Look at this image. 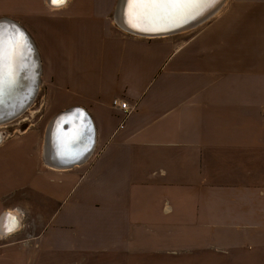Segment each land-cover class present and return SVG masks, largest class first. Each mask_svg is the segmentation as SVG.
Returning <instances> with one entry per match:
<instances>
[{"label": "crops", "instance_id": "1", "mask_svg": "<svg viewBox=\"0 0 264 264\" xmlns=\"http://www.w3.org/2000/svg\"><path fill=\"white\" fill-rule=\"evenodd\" d=\"M117 2L0 0L36 46L52 112L0 140V217L19 222L0 232L1 263L264 264V0L156 37L116 28ZM72 106L94 147L59 169L45 132Z\"/></svg>", "mask_w": 264, "mask_h": 264}, {"label": "water", "instance_id": "2", "mask_svg": "<svg viewBox=\"0 0 264 264\" xmlns=\"http://www.w3.org/2000/svg\"><path fill=\"white\" fill-rule=\"evenodd\" d=\"M210 1L211 0H208L207 3L196 8V1L180 0L182 7L178 9L168 8L165 14L170 13L169 9H171L173 15H182L183 18L181 23H179L176 17L171 18L173 15H165L172 19L166 21L167 25L140 29L134 26V20L139 17L141 21V19H144L143 17L146 16L147 12L145 14L140 12L141 7L147 11L145 4L146 0H118L114 19L119 27H121V25L130 27V29L136 33L135 35L145 37L163 36L164 34L172 35L196 27L202 21L212 16L222 5V1H213L209 3ZM157 2H160V0H156L155 3ZM166 2H171V0H166ZM214 2L216 3L214 4ZM184 6L188 8L184 9ZM211 7H213V9L205 14L206 10ZM155 9L157 8L153 10ZM131 23H133V25H131ZM0 32L3 33L4 38L3 63L0 65V118H2L0 122H4L10 120L12 117L15 118L20 115L18 112L15 113L16 111L14 110L16 109L17 99L20 97L19 95L22 91L21 88L16 91V86L18 87L19 85L17 80L20 77L23 79V70L29 67L31 62V64H33L30 54L33 53V59H36L37 52H35V50L34 52L29 51L33 46L35 47L32 39L26 34L22 27L18 26L12 20L5 18L0 19ZM36 60H38L36 61V64H38L36 68L38 77L35 75L30 77L32 80L30 85H32L34 90L38 87L39 76L41 74V66L38 57ZM9 79L12 81L10 84H8ZM25 87H27V85L23 87V90ZM47 126L48 130L45 132L46 138L43 157L48 165L57 168L71 167L74 164L85 161L92 153L94 147V141L92 139L93 134L95 137L94 125L90 115L84 108L80 106L69 107L53 117L50 124ZM8 221L12 222L13 226L17 225L15 226L16 228L9 231V227L5 226V223H8ZM18 227L19 222L15 214L5 212L1 215L0 232L2 234L10 233Z\"/></svg>", "mask_w": 264, "mask_h": 264}, {"label": "bare ground", "instance_id": "3", "mask_svg": "<svg viewBox=\"0 0 264 264\" xmlns=\"http://www.w3.org/2000/svg\"><path fill=\"white\" fill-rule=\"evenodd\" d=\"M193 1H196L197 2V5H196V8L198 7V6H201L202 4H205V3H207V1L208 0H193ZM213 1H222V3H223V1L224 0H211L209 3H212ZM63 2H64V0H63ZM156 2V0H152V1H147L146 0V10L147 11H145L144 9H142L143 7H141L140 8V12L142 13V14H145L146 12H147V14H146V16H144L143 18L144 19H141V21L139 20L140 18L139 17H137L136 19L135 18H133V19H135L134 20V22H135V24H134V26L135 27H139L140 29H146V28H155V27H161V26H164V25H167L166 23V21H168V20H172V19H170V17H166L165 15H168V16H171V15H173V12L171 11V9H169L170 10V13H168V14H165V11L167 10V9H155V10H153L154 8L153 7H151L150 5H152V4H154ZM216 2H214V4L216 3ZM208 3V4H209ZM59 4H62V3H58V4H56V5H59ZM213 4V5H214ZM143 6H144V4H143ZM185 8H188V7H186V6H184V9ZM213 9V7H211V8H209L208 10H206V12H205V14H207V13H209L211 10ZM216 14V13H215ZM174 17H176V19H178V21H179V23H181V20H182V15H173V17H171V18H174ZM10 20V19H9ZM13 22H15L14 20H12ZM133 22V23H134ZM18 26H20L19 25V23H17V22H15ZM133 23H131V25H133ZM196 23V22H195ZM195 23H193V24H195ZM159 24V25H158ZM20 27H22V26H20ZM122 27V28H121ZM121 29L123 30V31H126V32H128V33H133V34H136V33H134L133 31H132V29H130V27H127V26H122L121 25ZM132 27V26H131ZM23 28V27H22ZM188 28V27H187ZM24 29V28H23ZM25 30V29H24ZM184 30V29H183ZM25 32H26V30H25ZM26 34L30 37V35L26 32ZM165 35H167V34H164L163 36H165ZM31 38V37H30ZM32 39V38H31ZM33 41V40H32ZM34 43V42H33ZM34 50H35V52H37V57H38V59H39V61H40V58H39V54H38V51H37V49H36V46L34 47H32L31 49H29V51H32V52H34ZM33 53L32 54H30V57H31V59H32V61H33V64H31L32 62H31V59H30V65H29V67H27L26 69H24L23 70V74H24V76H23V79H21V77L17 80V82L19 83V85H18V87L16 86V91L17 90H20V88L22 89V91L20 92V97L17 99V105H16V109H14L15 111V113H22V112H24L26 109H28L29 107H30V105L32 104V102H33V100H34V98H35V96H36V94H37V91H38V89H39V83H38V87H37V89L36 90H34L33 88H32V85H30L31 84V82H32V80L30 79V77H32V76H36V77H38V73H37V71H36V68L38 67V64H36V61H38V60H36L37 59V57H36V59L34 58L33 59ZM37 73V74H36ZM41 76V75H40ZM40 76H39V79H40ZM16 79V78H15ZM14 79V80H15ZM9 82H8V84H10V83H12V81L9 79L8 80ZM16 81V80H15ZM25 85H27V87H25L24 88V90H23V87L25 86ZM74 107V106H73ZM81 107V106H80ZM83 108V107H82ZM10 112H12V111H10ZM14 113V114H15ZM58 113H56V115H57ZM55 115V116H56ZM6 116H8V115H6ZM5 116V117H6ZM54 116V117H55ZM12 118H14V117H12ZM12 118H10V120L12 119ZM53 119V118H52ZM2 120V118H0V121ZM9 121V120H8ZM50 122H51V120L49 121V123H48V125L50 124ZM0 123H2V122H0ZM48 130V126H47V129H46V131ZM95 132V131H94ZM93 132V133H94ZM3 138V133L1 132V130H0V140ZM93 141H95V137H94V134H93ZM60 169V168H59ZM18 221V220H17ZM16 224V223H15ZM5 226L6 227H9V231L10 230H12V229H14V228H16L15 226H17V225H15V226H13L12 225V222H10V221H8V225L5 223Z\"/></svg>", "mask_w": 264, "mask_h": 264}, {"label": "rangeland", "instance_id": "4", "mask_svg": "<svg viewBox=\"0 0 264 264\" xmlns=\"http://www.w3.org/2000/svg\"><path fill=\"white\" fill-rule=\"evenodd\" d=\"M226 2V0L222 3L221 6ZM116 8V6H115ZM115 11L113 12V24L116 28L122 30L115 22L114 17ZM211 17V16H210ZM209 17V18H210ZM208 18V19H209ZM208 19L202 21L200 24L204 23ZM167 36V35H165ZM39 89L37 94L28 109H26L23 113L18 115L17 117L0 123V130L3 134H8L9 132L26 130L27 128H43V123L52 115L50 109L48 108V103L50 101V95L48 92V82L44 81V79L40 76L39 79ZM130 106V105H129ZM44 125V126H45ZM9 256V259H12V256H15V253L8 252L6 253ZM0 264L1 261H0ZM16 264V263H13Z\"/></svg>", "mask_w": 264, "mask_h": 264}, {"label": "snow or ice", "instance_id": "5", "mask_svg": "<svg viewBox=\"0 0 264 264\" xmlns=\"http://www.w3.org/2000/svg\"><path fill=\"white\" fill-rule=\"evenodd\" d=\"M53 2L62 3L63 0H53ZM150 6L157 9H168V8L178 9L182 7V4L180 3V0H171V2H166V0H160V2L154 3ZM3 51H4V38H3V33L0 32V65H2L3 63Z\"/></svg>", "mask_w": 264, "mask_h": 264}, {"label": "built area", "instance_id": "6", "mask_svg": "<svg viewBox=\"0 0 264 264\" xmlns=\"http://www.w3.org/2000/svg\"><path fill=\"white\" fill-rule=\"evenodd\" d=\"M113 105L117 106L121 110H123L126 115L132 110V107L129 106L127 101H124V100H121V99H118V98H115L113 100Z\"/></svg>", "mask_w": 264, "mask_h": 264}]
</instances>
